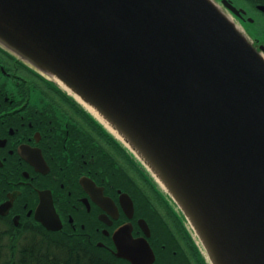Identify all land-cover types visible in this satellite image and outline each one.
Wrapping results in <instances>:
<instances>
[{"label":"water","instance_id":"1","mask_svg":"<svg viewBox=\"0 0 264 264\" xmlns=\"http://www.w3.org/2000/svg\"><path fill=\"white\" fill-rule=\"evenodd\" d=\"M220 4L0 0V44L71 92L145 164L210 264H264V45ZM121 238L133 239L130 227L116 232L117 255L155 261L146 238Z\"/></svg>","mask_w":264,"mask_h":264},{"label":"flooded vegetation","instance_id":"2","mask_svg":"<svg viewBox=\"0 0 264 264\" xmlns=\"http://www.w3.org/2000/svg\"><path fill=\"white\" fill-rule=\"evenodd\" d=\"M231 1L247 10L244 17L236 16L243 23L258 14L251 4ZM252 35L259 47L264 45V30ZM156 188L85 104L0 44V205L7 206L0 222L5 238L23 246L52 244L55 264H132L117 255L115 235L126 226L133 239L120 242L146 238L156 254L152 264H163L157 246L165 245L139 192L154 198Z\"/></svg>","mask_w":264,"mask_h":264},{"label":"trees","instance_id":"3","mask_svg":"<svg viewBox=\"0 0 264 264\" xmlns=\"http://www.w3.org/2000/svg\"><path fill=\"white\" fill-rule=\"evenodd\" d=\"M257 11L254 31L260 34L264 30V12L257 9L256 4H264V0H245ZM157 188L155 197L149 193L140 192V200L147 202L151 221L156 236L161 237L165 247L157 246L160 261L163 264H210L208 258L201 253V249L194 238V232L174 199L154 181ZM0 227V264H55V248L50 245H18L11 239L5 243L4 233ZM38 246V247H37ZM191 254L195 257V262ZM116 261V257L112 256Z\"/></svg>","mask_w":264,"mask_h":264},{"label":"rangeland","instance_id":"4","mask_svg":"<svg viewBox=\"0 0 264 264\" xmlns=\"http://www.w3.org/2000/svg\"><path fill=\"white\" fill-rule=\"evenodd\" d=\"M218 2L220 1V0H217ZM239 4H242V5H244V6H248V4H246L247 2L245 1V0H238L237 1ZM228 13V12H227ZM229 14V13H228ZM229 16L233 19V20H235L237 23H238V25H239V28L243 31V32H245L244 31V29H243V27L240 25V23L231 15V14H229ZM245 26L247 27V29H248V38L251 40V41H253V39H252V37H250V34L252 35L253 33H255V31H254V25H246L245 24ZM254 37V36H253ZM0 227H4V225L2 224V223H0ZM194 238L196 239V240H198L197 239V237L195 236V234H194ZM4 242H6V240H4ZM197 242V241H196ZM197 244L199 245V247H200V249H201V245H200V243H198L197 242ZM201 253L203 254V255H207V253L204 251V249H201ZM205 255V256H206ZM191 256H192V258H193V261L195 262V257L191 254ZM198 264V263H197ZM199 264H203L202 262L201 263H199Z\"/></svg>","mask_w":264,"mask_h":264},{"label":"bare ground","instance_id":"5","mask_svg":"<svg viewBox=\"0 0 264 264\" xmlns=\"http://www.w3.org/2000/svg\"><path fill=\"white\" fill-rule=\"evenodd\" d=\"M131 144V143H130ZM132 145V144H131ZM137 150V149H136ZM148 161V160H147Z\"/></svg>","mask_w":264,"mask_h":264}]
</instances>
